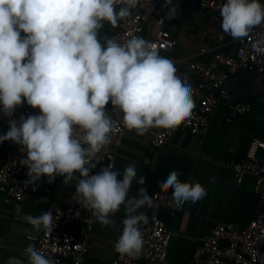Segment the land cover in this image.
I'll return each instance as SVG.
<instances>
[{"label": "clouds", "instance_id": "9594fccd", "mask_svg": "<svg viewBox=\"0 0 264 264\" xmlns=\"http://www.w3.org/2000/svg\"><path fill=\"white\" fill-rule=\"evenodd\" d=\"M138 4L139 0H0V111L10 118L0 143L21 146L25 155L20 164L28 168L26 184L36 185L42 177L52 183L57 176L68 184L79 173L74 199L92 210L102 225H110V213L124 205V227L114 246L119 254L142 248L139 222L148 213L139 206L152 193L141 185L142 192L128 197L137 179L134 165L122 174L110 166L90 174L96 164L86 165L113 132L105 106L110 102L119 109L124 126L141 136L154 123L179 124L194 108L191 86L178 72L174 57L161 56L142 37L120 44L100 36L103 21L116 26ZM164 6H170L167 18H174L178 7L173 0H164ZM219 11L222 30L235 39L264 23L261 0H225ZM24 102L39 108L40 114L12 119ZM179 175L172 170L161 178L164 188L173 189L177 205L195 203L207 194L199 182H182ZM146 178V173L139 175L140 180ZM26 220L36 230L52 232L56 226L51 210ZM24 251L27 264H53L32 244ZM7 264L25 261L10 257Z\"/></svg>", "mask_w": 264, "mask_h": 264}, {"label": "crops", "instance_id": "0c3cea01", "mask_svg": "<svg viewBox=\"0 0 264 264\" xmlns=\"http://www.w3.org/2000/svg\"><path fill=\"white\" fill-rule=\"evenodd\" d=\"M102 23L100 36L110 39L119 21L116 26L107 21ZM168 28L177 38V43L170 51L160 52V55L174 57L179 65L178 72L189 84L197 81V75L188 63H204L212 53V50L207 54L199 53L202 46L220 50L225 48L226 51L234 48L220 47L217 34L222 31L221 24L187 3L181 4L178 17L172 20ZM153 30V25L147 24L143 36L150 37ZM228 84L229 95L220 101L210 116V127L205 135L195 136L184 129H177L165 144L153 147L149 131L157 126L154 123L142 136L137 135L135 130L127 129L118 151L113 171L122 174L128 166L134 165L137 172V179L128 193L129 198L144 190L141 185H146L151 192L166 189L161 185V178L172 170L179 172L178 179L182 182H199L206 189L207 194L203 198L195 203L187 201L170 220L172 237L167 264H188L194 248L216 222L232 221L244 226L256 212H264V199L254 190L253 177L244 175L238 181L229 167L231 162L244 157L253 138L264 141V74L238 71L230 77ZM235 100L249 102L251 109L240 118H229V104ZM112 109L109 102L105 110L109 112ZM21 111L22 105L17 107L15 114ZM8 129L9 122L0 124V135L6 134ZM7 144L8 141L0 143V164ZM258 156L264 161V149L258 151ZM141 173L147 174L145 180L139 179ZM77 175L75 173L68 184H64L63 176H57L52 183L47 182V177H42L21 200L19 207L12 199L0 194V264H7L10 257L22 259L27 264L24 250L29 244L35 246L40 230L34 229L26 217L40 215L48 204L64 208ZM120 179L122 176H118ZM45 187L50 188V192L44 191ZM139 207L142 209L143 205ZM109 218L112 221L110 225L97 221L88 236L87 259L90 261L106 263L117 254L114 246L124 227V205L120 206L119 211L110 213ZM71 228L75 229L76 223ZM138 264L146 263L140 260Z\"/></svg>", "mask_w": 264, "mask_h": 264}, {"label": "built area", "instance_id": "2783aa9c", "mask_svg": "<svg viewBox=\"0 0 264 264\" xmlns=\"http://www.w3.org/2000/svg\"><path fill=\"white\" fill-rule=\"evenodd\" d=\"M225 0H173L178 7L174 18L168 19L169 7L164 6V0H139V4L131 9V15L119 20L113 29L110 39L120 44L126 43L133 37H142L150 41L155 50L170 51L177 43V38L171 33L168 25L178 17L182 3L203 11L212 20L221 24L220 7ZM121 5H118V8ZM163 20V23L160 21ZM152 24L154 30L150 37H144L145 26ZM24 36V33H21ZM220 47H234L232 51L209 49L202 46L199 53L207 54L212 50L208 60L204 63L190 62L189 67L196 72L197 81L190 84L194 108L190 117L176 125L166 126L162 123L149 131V140L153 147L165 144L177 129H184L195 136L205 135L210 127V116L218 107L220 101L229 95V79L238 71H247L257 75L264 74V23L255 26L244 38L235 39L223 30L217 34ZM251 109L246 101L235 100L229 104L228 117L240 118ZM40 114L39 108H32L26 102L22 104V111L12 119H19L20 115L27 118ZM107 115L113 122V132L109 143L104 145L96 157L86 165L91 167L90 174L100 172L102 168H115L116 157L123 144L127 128L123 124L122 113L113 108ZM10 118L0 111V124L9 122ZM21 146L8 141L3 160L0 164V194L9 197L19 207L21 200L36 185L26 184L28 168L20 164L25 153H21ZM264 149V141L253 138L244 154L238 161L231 162L229 167L235 172L238 181L244 175L254 179V190L264 199V161L258 156V151ZM99 160V161H97ZM79 177V173L77 175ZM77 179L72 183L71 193L64 208L53 204L46 206L54 215L52 232L41 227L35 247L53 264H138L140 260L146 264H167L168 248L172 237L170 220L185 203L177 205L173 200V189L166 188L153 191L151 199L142 203L148 213V218L139 222L142 228L144 243L135 253H117L106 263L90 261L88 236L97 223L92 210L82 208L74 199ZM50 192V188L43 189ZM76 223V228L71 225ZM188 264H264V212H256L253 218L240 226L232 221L216 222L210 232L194 248Z\"/></svg>", "mask_w": 264, "mask_h": 264}, {"label": "trees", "instance_id": "16d2710c", "mask_svg": "<svg viewBox=\"0 0 264 264\" xmlns=\"http://www.w3.org/2000/svg\"><path fill=\"white\" fill-rule=\"evenodd\" d=\"M222 51H226V49L225 48H223V49H221Z\"/></svg>", "mask_w": 264, "mask_h": 264}, {"label": "rangeland", "instance_id": "374dc122", "mask_svg": "<svg viewBox=\"0 0 264 264\" xmlns=\"http://www.w3.org/2000/svg\"><path fill=\"white\" fill-rule=\"evenodd\" d=\"M262 3H264V0L262 1Z\"/></svg>", "mask_w": 264, "mask_h": 264}]
</instances>
